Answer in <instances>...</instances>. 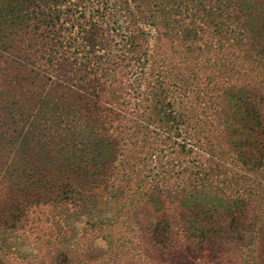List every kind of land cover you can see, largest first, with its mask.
Listing matches in <instances>:
<instances>
[{
  "label": "trees",
  "instance_id": "16d2710c",
  "mask_svg": "<svg viewBox=\"0 0 264 264\" xmlns=\"http://www.w3.org/2000/svg\"><path fill=\"white\" fill-rule=\"evenodd\" d=\"M140 2L155 7L154 16H149L154 21L173 27L182 23L183 40L203 33L185 24L228 29L251 54L261 58L258 65L264 69V11L260 13L253 2ZM166 7L173 8L172 12H163ZM128 10L126 0H0V264H16L10 256V243L20 231L29 230L37 236L43 222L56 231L59 209L95 208L98 194L119 203L111 190L119 186L118 172L125 171L120 162L116 164L125 149L119 145L123 138L114 122L128 120L139 128L138 122H143L142 128L152 136L176 140L182 152L197 150L183 136L187 124L169 100L159 99L158 107H151L144 105L143 98L124 111L100 100L105 84L98 71L109 62L98 61L93 53L103 49L105 29ZM141 66L138 60L131 67L142 71ZM251 105L255 114V102ZM239 123L235 132L238 141L245 144L248 139L251 148H258L264 140L259 119H241ZM154 148L151 145L142 150L143 162L154 156ZM182 172L170 169L165 176L172 173L183 178V184L192 180L191 191L169 190L168 181L161 185L163 190L156 183H146L149 198L157 192L186 195L188 206L177 217L179 221L187 218L194 231L186 232L189 227L181 225L180 229L185 227L182 233L221 247L230 228H244L252 208L234 198L228 186L219 189L210 184L208 175ZM159 211L156 222L148 227L152 230L151 247L157 251L171 246L174 234L169 211ZM53 234L34 238L41 249L28 264H58L63 257L70 264L67 254L57 248Z\"/></svg>",
  "mask_w": 264,
  "mask_h": 264
},
{
  "label": "rangeland",
  "instance_id": "374dc122",
  "mask_svg": "<svg viewBox=\"0 0 264 264\" xmlns=\"http://www.w3.org/2000/svg\"><path fill=\"white\" fill-rule=\"evenodd\" d=\"M249 1L260 13L264 11V0ZM126 5L128 12L105 29L103 49L93 53L98 61L109 62L98 71L105 84L100 100L123 111L143 98L144 105L151 107H158L159 99L169 100L187 124L183 136L197 150L182 152L176 140L152 136L142 128L143 122H138L140 128L128 120L114 122L123 138L119 145L125 149L116 163L125 171L118 172L119 186L111 190L119 203L98 194L95 208L59 209L56 231L43 222L44 230L37 236L54 232L56 246L67 254L70 264H264V131L254 149L248 139L245 145L235 135L241 119L251 122L257 118L264 130L261 58L251 54L228 29L185 24L203 33L183 40L182 23L173 27L154 21L149 16H154L155 7L140 0H126ZM172 10L166 7L163 12ZM138 60L143 63L142 71L131 67ZM252 102L257 107L255 114ZM151 145L156 149L154 156L143 162L141 152ZM170 169L183 170L186 175L200 171L210 177L213 186H228L234 198L252 208L244 228H230L221 247L183 234L181 225L189 227L186 232L194 231L187 218L183 222L185 218L179 221L177 217L188 206L186 195L157 192L149 198L147 184L156 183L163 190L161 185L168 181L167 189L177 187L175 192L192 185V180L183 184L172 173L165 176ZM158 210L169 211L174 221L171 246L160 251L151 247L152 230L148 229L156 222ZM37 236L29 230L20 231L17 238L11 236L10 256L16 264L33 263L41 249L38 240L34 241ZM58 264H66V258Z\"/></svg>",
  "mask_w": 264,
  "mask_h": 264
}]
</instances>
